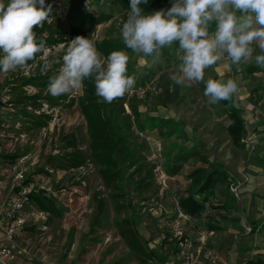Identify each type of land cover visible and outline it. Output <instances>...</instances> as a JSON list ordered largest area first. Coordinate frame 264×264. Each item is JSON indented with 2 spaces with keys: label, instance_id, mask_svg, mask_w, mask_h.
I'll list each match as a JSON object with an SVG mask.
<instances>
[{
  "label": "rangeland",
  "instance_id": "obj_1",
  "mask_svg": "<svg viewBox=\"0 0 264 264\" xmlns=\"http://www.w3.org/2000/svg\"><path fill=\"white\" fill-rule=\"evenodd\" d=\"M111 1L45 0L48 5L56 7L60 30L66 33L77 22V17L100 10L112 14L110 21L98 26L91 34L89 39L92 40H100L120 27L118 9L110 5ZM66 39L70 43L74 37L68 35ZM62 48L63 45L45 50L41 59L60 52ZM161 53L159 62L152 63L151 56L128 52L127 74L133 75L136 83L124 99L136 98L140 117L138 123L132 125L127 139L137 164L130 168L121 166L113 188L104 183L98 168L92 164L68 172L50 167L49 158L66 151L62 142L64 136L73 134L79 149L86 151V127L78 109L64 106L49 109L41 101L40 109L29 107L26 111L50 115L51 119L40 130H28L24 106L18 103L20 98L31 97L37 90L25 86L19 92L15 87L20 77L31 74V69L21 67L8 73L0 71L1 157L11 160L7 158L29 154L32 161H38L30 177L39 179L38 182L48 189L46 197L51 198L50 193L58 196L51 198L60 213L58 217L39 211L32 203L28 206L29 212L46 215L45 220L25 229L20 240L34 261L63 264L67 262L63 257L72 255L73 264H178L174 252L162 243V239L168 237L172 225L180 223L182 232L201 248L199 263L210 264L215 254L205 252L214 251L223 243V229L232 210H236L238 224L251 228L250 222L256 219L255 227L259 228L254 234L239 229L244 234L239 238L251 236L244 247L246 261L264 264V68L252 62L241 64L237 71L225 54L216 64L205 69L203 82L181 88L169 79V73L176 71L180 64L178 42L164 47ZM256 54H259L258 49L254 52ZM209 78L225 81L233 78L239 85L232 98L236 108L247 111L243 148L234 147L227 135L228 119L224 107L219 102L207 103L205 89L201 86ZM166 86L179 88L181 103L165 107L158 105ZM65 95L77 99L81 88ZM124 108L130 114L127 104ZM160 122L165 123V136H161L156 128ZM20 134L24 135L23 139L19 138ZM185 152L192 154L176 175H168L175 157ZM201 155L208 163L200 160ZM200 167L207 173L219 168L230 176L232 183L227 189L214 190V197L199 219L183 218L177 200L191 188L187 178L189 173ZM98 201L103 203L104 209L97 216ZM124 218L136 222L138 240L143 248L139 258L120 237L117 221ZM210 225L219 230L211 234L208 231ZM70 235L74 244L72 250L67 247ZM234 242L240 241L234 239ZM235 243L234 246L238 245Z\"/></svg>",
  "mask_w": 264,
  "mask_h": 264
},
{
  "label": "clouds",
  "instance_id": "obj_2",
  "mask_svg": "<svg viewBox=\"0 0 264 264\" xmlns=\"http://www.w3.org/2000/svg\"><path fill=\"white\" fill-rule=\"evenodd\" d=\"M130 0V12L120 34L127 49L159 62L161 50L178 42L181 52L176 71L169 79L181 88L204 81L205 69L225 54L232 65L254 62L264 68V0H172L168 9L144 13L141 4ZM52 8L45 0H0V71L8 73L25 66L45 48L36 40L34 28L50 17ZM259 54L254 55L256 50ZM129 54L118 50L106 58L95 41L75 37L62 57V68L52 76L48 90L53 96L69 94L91 78L98 103H112L133 89L136 81L128 75ZM59 62V61H57ZM239 85L233 78L206 81L208 104L228 100Z\"/></svg>",
  "mask_w": 264,
  "mask_h": 264
},
{
  "label": "trees",
  "instance_id": "obj_3",
  "mask_svg": "<svg viewBox=\"0 0 264 264\" xmlns=\"http://www.w3.org/2000/svg\"><path fill=\"white\" fill-rule=\"evenodd\" d=\"M45 5L48 6L46 2ZM110 5L118 9L120 27L115 32H110L106 37L100 40H94L97 50L102 54V58H106L113 51L122 50L127 53L130 51V49L126 48L120 34L122 23L126 21L130 12V0H112ZM50 6L52 8L50 17L42 26L34 28L37 42L39 43V41L43 40L46 46L41 52L36 54L33 60L28 61L25 66H22L23 68L29 67L31 74L28 77H20L17 81L19 84L15 87L21 92V88L32 86L37 90V93L31 97L20 98L18 104L24 106L23 114L28 122L27 129L32 131L46 127L51 117L50 115H35L29 113L26 111V108L33 107L38 110L41 107V101L46 103L49 109L62 106L66 108L76 107L86 127L88 139L86 151L80 150L77 146L76 137L73 134H69L62 138V142L66 146V151L60 156L50 157L48 164L53 169L67 172L83 168L87 164H92L98 168L99 175L104 183L112 187L114 181L118 180L121 166L130 168L137 164V158L130 151L127 139L128 134H131L132 125L138 123L140 117L136 98L131 97L126 100L123 97L114 100L110 104L98 103L99 98L95 94V85L91 78L84 80L83 86L81 87V95L77 99H69L65 94L60 96L51 95L48 90V84L50 78L58 75L59 69L62 68V57L66 52L67 43L69 42L66 36L70 35L72 38L77 36L90 38L95 29L103 23L110 21L113 15L100 10L85 14L80 18L77 17L75 19L77 22L71 25L70 30L66 33L60 30L59 20L55 13L56 7L54 5ZM171 6L172 0H148L147 4L140 5L146 14L160 9L166 10ZM61 45H63V48L60 52L41 59L45 50H53ZM7 84L10 85L12 83ZM205 87L206 81L202 83L201 88L205 89ZM181 101L182 98L179 88L166 86L162 90L158 105L163 107L168 104L177 105ZM219 103L224 107L228 119L226 132L232 145L236 148H243L242 140L245 134V112L234 106L232 96L228 100L219 101ZM125 104H127L130 114L126 113V109L124 108ZM156 128L161 136L167 134L164 122H160L159 125L157 124ZM139 130H143L141 126ZM191 154L192 152L178 154L174 159L173 165L169 167L168 175H176L181 165L188 160ZM17 156H12L7 159L13 160ZM200 160L208 163L207 159L202 155L200 156ZM187 178L191 183V188L185 195L178 198L177 207L185 216L191 219H199L206 211V205L214 197V190L216 188L222 187L227 189L232 183L230 176L219 168H214L209 173H207L205 168H196L189 173ZM29 199L39 211L48 213L51 217L59 216L60 213L52 199L46 197L43 191L33 192ZM103 209V203L98 201L97 216L102 214ZM117 226L120 237L124 240L128 249L137 258L141 257L143 248L138 240V234L135 229L136 222H131L129 219L124 218L123 220L117 221ZM217 230L219 229L212 225L208 227V231L210 232ZM254 230L255 227L252 228L253 232Z\"/></svg>",
  "mask_w": 264,
  "mask_h": 264
},
{
  "label": "built area",
  "instance_id": "obj_4",
  "mask_svg": "<svg viewBox=\"0 0 264 264\" xmlns=\"http://www.w3.org/2000/svg\"><path fill=\"white\" fill-rule=\"evenodd\" d=\"M19 138L23 139L24 135L20 134ZM37 164L38 161H32L27 153L13 160H4L0 148V264H17V259L27 253L20 244L24 230L45 220L46 215L27 210L33 192H48L38 182L39 179L30 177L31 170ZM50 196L58 198L53 193ZM167 241L175 245L178 264H199L201 248L196 247L191 238L184 236L180 227L171 230Z\"/></svg>",
  "mask_w": 264,
  "mask_h": 264
},
{
  "label": "crops",
  "instance_id": "obj_5",
  "mask_svg": "<svg viewBox=\"0 0 264 264\" xmlns=\"http://www.w3.org/2000/svg\"><path fill=\"white\" fill-rule=\"evenodd\" d=\"M241 110H243L245 112V121H246L247 111L244 109H241ZM257 205H259V203H257ZM242 211H244V210H242ZM180 216H182L183 218L191 219L190 217L182 215V214ZM259 218H260V216H259ZM255 220L250 222V225H252L251 228L250 227L246 228V226L242 225V223L238 224V222L236 220V210H235V212H233V210H232V213H231V215H230V217L226 223V226L224 227L223 232H222V234L225 236L223 243L219 244L214 251L209 249V250H207V252H205V253H207V255H210V254L214 255L215 254V256L211 255L212 257L210 260V264H249L246 261L247 259H245L246 254H245L244 247H245L247 240H249V238L251 236H247V237L245 236L244 238H239L241 236L242 237L244 236L242 231H239V229L241 227V228L245 229L248 233L253 232L252 228L255 227V225L257 224L254 222ZM177 227H180L182 229V225H180V223H175L174 225L171 226L170 230L176 229ZM135 229H136V227H135ZM258 231H259V228L256 229V227H255L253 234L258 232ZM183 233H184V231H183ZM168 234H169V232H168ZM211 234H213V232H211ZM184 236L191 238L189 235H187V233L186 234L184 233ZM234 239H237V241L238 240L240 241V242H237L238 245H236L237 243L234 242ZM162 240H163L162 243H166V246L170 250H172L174 252V254H176L175 245L172 243L170 244L168 241H166L165 236H163ZM67 241H68L67 247H69V249L71 248V250H72V248L74 247V244H72V235H70L67 238ZM69 242H70V244H69ZM234 243L236 246L233 245ZM203 255H204V250H203ZM30 257H31V255H29V253H26V254L20 256L17 259V264H42V263H39L37 261H34ZM63 258L67 260V262L63 263V264H73L75 262V259L72 255L67 256V257L64 256ZM175 259H176V257H175ZM254 262H256V261H254ZM255 264H263V263L256 262Z\"/></svg>",
  "mask_w": 264,
  "mask_h": 264
}]
</instances>
